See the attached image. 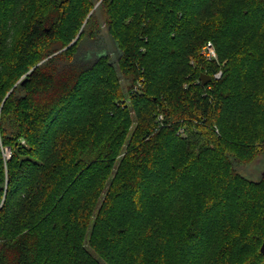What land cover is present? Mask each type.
Listing matches in <instances>:
<instances>
[{
  "label": "trees",
  "instance_id": "16d2710c",
  "mask_svg": "<svg viewBox=\"0 0 264 264\" xmlns=\"http://www.w3.org/2000/svg\"><path fill=\"white\" fill-rule=\"evenodd\" d=\"M260 155L264 0H0V264H264Z\"/></svg>",
  "mask_w": 264,
  "mask_h": 264
},
{
  "label": "rangeland",
  "instance_id": "374dc122",
  "mask_svg": "<svg viewBox=\"0 0 264 264\" xmlns=\"http://www.w3.org/2000/svg\"><path fill=\"white\" fill-rule=\"evenodd\" d=\"M102 37L99 41L100 48L97 52V54H90V52L85 53L81 61L85 64H90L96 60V58L101 54H108L111 53L112 59L114 60V56L117 52V47L115 42L112 40V38L109 36V34L106 32V30L102 33ZM95 43L92 44L94 47ZM90 45V44H89ZM97 45V44H96ZM99 54V55H98ZM4 156L6 159H9L11 157L10 150L5 151ZM237 170L247 176L251 180H259L261 176H264V155H260L257 157L253 162L248 163L246 165H238Z\"/></svg>",
  "mask_w": 264,
  "mask_h": 264
},
{
  "label": "built area",
  "instance_id": "2783aa9c",
  "mask_svg": "<svg viewBox=\"0 0 264 264\" xmlns=\"http://www.w3.org/2000/svg\"><path fill=\"white\" fill-rule=\"evenodd\" d=\"M200 55L202 56V58L207 61V62H218V53L217 50L214 46V44L211 41H208L207 43H205L201 49ZM222 70L218 71L217 73L214 74L213 77H211L212 79L215 80H219L222 77ZM199 83H201V80L199 79ZM210 83H208V88H210L209 86ZM161 119V117H160Z\"/></svg>",
  "mask_w": 264,
  "mask_h": 264
},
{
  "label": "water",
  "instance_id": "95a60500",
  "mask_svg": "<svg viewBox=\"0 0 264 264\" xmlns=\"http://www.w3.org/2000/svg\"><path fill=\"white\" fill-rule=\"evenodd\" d=\"M200 80H201L202 85L205 86L211 82L212 78H211V76H209L207 74H202L200 76ZM261 253L264 254V242H263L262 247H261Z\"/></svg>",
  "mask_w": 264,
  "mask_h": 264
}]
</instances>
